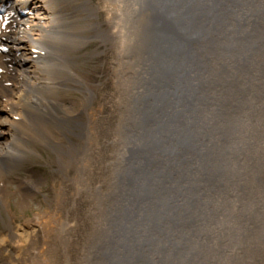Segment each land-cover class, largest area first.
<instances>
[{"label": "bare ground", "instance_id": "obj_1", "mask_svg": "<svg viewBox=\"0 0 264 264\" xmlns=\"http://www.w3.org/2000/svg\"><path fill=\"white\" fill-rule=\"evenodd\" d=\"M102 3L103 11L91 0H0V41L22 56V67L0 61V172L77 123L84 144L70 148V168L88 188L90 113L82 104L77 122L60 91L76 81L67 72L84 39L79 25L96 16L86 25L115 47L121 121L133 118L115 182L123 199L96 235L98 264H264V0H165L161 12L154 0ZM164 11L183 33L175 52L159 56V32L162 45L179 39L158 28ZM39 181L18 183L19 203ZM6 196L0 183L1 203Z\"/></svg>", "mask_w": 264, "mask_h": 264}, {"label": "rangeland", "instance_id": "obj_2", "mask_svg": "<svg viewBox=\"0 0 264 264\" xmlns=\"http://www.w3.org/2000/svg\"><path fill=\"white\" fill-rule=\"evenodd\" d=\"M102 1L91 0V3L103 11ZM97 20L98 17L93 16L83 21L82 26L79 25V28H85L81 34L85 40L70 53L71 71L67 72L70 76L75 74L76 81L69 82L60 91L61 98L72 103V115L77 122L86 118L82 113V104L90 113L89 168L85 167L84 173L88 188L83 185V179L78 180L76 168H70V148H80L84 144L77 123L59 128L48 143L30 144V152L23 160L0 172L1 187L7 191L6 201H0V264L99 263L98 255V259L94 258L96 252L93 249L98 240L96 235L106 229V220H111L113 204L120 197L123 199L124 190L120 191L115 182L118 165L126 150L127 141L124 143V140L131 135L133 118L128 113V118L124 114L126 120L121 121L126 109L115 83L119 60L115 47L98 38L97 31L86 25ZM145 24L141 23L143 32ZM2 44L0 61L20 66V58L16 56H22L10 50L13 45L10 46L7 39L4 38ZM144 64L143 59L140 64L142 78ZM3 85L13 86L8 81ZM9 140L7 134L3 141ZM77 160L78 164H82L79 157ZM32 175L40 179L36 190L19 203L18 183ZM59 192L63 193L61 199H58ZM54 214L56 216L52 218ZM115 219L116 216H113L114 225ZM22 225H31L36 230L31 238L14 233ZM114 229L118 234L119 227ZM61 231L66 238L63 244L59 240ZM116 238L117 235L114 236ZM99 253L103 255L105 251L100 250Z\"/></svg>", "mask_w": 264, "mask_h": 264}, {"label": "water", "instance_id": "obj_3", "mask_svg": "<svg viewBox=\"0 0 264 264\" xmlns=\"http://www.w3.org/2000/svg\"><path fill=\"white\" fill-rule=\"evenodd\" d=\"M163 2H165V0H154V4L156 7L155 9L157 10V12H161L160 8L164 7V9H165L166 3H163ZM162 3H163V5H161ZM164 13L166 14V19L163 20L161 27L158 26V28L162 29V30L164 29V30H166V32H170V35L175 34L176 32H179V39L176 42L172 43L170 41L169 44L162 45V42L165 40L166 35L161 34V32H159V35H157V41H156L158 43V45H157V43H156V45L159 47V50H157L158 55L163 52L162 48H166V47L168 49H170V51L172 50L171 52H173V51L175 52L174 49H177V43L179 44V42L182 41V35H181L183 33L182 22L178 21L176 17L173 18L172 16H170V14L168 12L164 11ZM187 17L190 18L191 13H187ZM189 21L192 23L193 20L190 19ZM159 43H160V45H159Z\"/></svg>", "mask_w": 264, "mask_h": 264}]
</instances>
